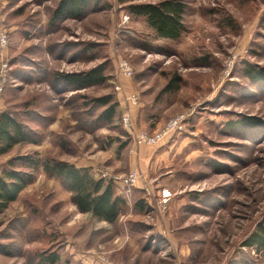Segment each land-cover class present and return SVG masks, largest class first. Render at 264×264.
<instances>
[{
	"label": "rangeland",
	"instance_id": "rangeland-1",
	"mask_svg": "<svg viewBox=\"0 0 264 264\" xmlns=\"http://www.w3.org/2000/svg\"><path fill=\"white\" fill-rule=\"evenodd\" d=\"M106 1L51 26L58 0H0L9 41L0 45V67L10 64L0 97L31 133L0 155V172L24 156L93 162L96 177L108 174L126 200L115 222L102 221L77 209L63 179L17 163L34 180L0 213V264H45L42 254L57 251L56 264H264V252L244 245L264 217V82L245 69L264 70V0H184L185 30L173 39ZM118 59L132 76L118 74ZM103 64L104 83L56 82L59 72ZM175 74L180 88L167 91ZM117 83L138 95L130 107L137 132L150 136L179 116L180 126L158 143L138 144L121 122L128 106ZM107 94L117 114L96 128L104 107L95 100ZM137 104L143 119L132 115ZM251 116L261 124L245 122ZM133 169L142 177L126 196L112 176Z\"/></svg>",
	"mask_w": 264,
	"mask_h": 264
},
{
	"label": "trees",
	"instance_id": "trees-1",
	"mask_svg": "<svg viewBox=\"0 0 264 264\" xmlns=\"http://www.w3.org/2000/svg\"><path fill=\"white\" fill-rule=\"evenodd\" d=\"M117 2L127 5L130 12L135 15L145 16L159 37L178 38L185 30L184 13L187 4L184 0H160L158 2L117 0ZM92 7L93 9L108 7V2L106 0H58L51 13L50 25L56 26L60 21L68 18L81 19ZM93 47L95 46L90 45L88 48H84L83 53L85 54ZM91 57H96V53ZM245 69L251 79L264 82L263 69L252 65H247ZM107 79L104 64L83 72H59L56 75V82L62 81L76 89L101 84ZM181 80V75L175 74L167 84L166 90L177 91L180 88ZM95 101L104 108L96 115L91 125L101 128L105 124L112 123L117 114L118 102L108 94ZM245 122L257 126L262 121L251 116ZM30 134L27 124L16 114L7 109L0 113V155L7 153L17 144L31 141ZM17 163H22V166L33 165L35 170L42 165L47 173L63 179L69 191L72 192L73 202L77 209L82 213L91 212L102 221L115 222L126 205V200L118 195L114 183L110 180L97 178L89 167H78L67 160L61 161L53 158L41 162L34 157L24 156L18 161H9L8 168H4L0 172V213L11 202L17 201L20 193L34 180L33 174L25 171L24 168H17ZM136 206L144 208V201L140 200ZM256 229L245 240L244 245L256 247L259 252H264V217ZM59 259L58 251L41 256V260L45 264H56Z\"/></svg>",
	"mask_w": 264,
	"mask_h": 264
},
{
	"label": "built area",
	"instance_id": "built-area-1",
	"mask_svg": "<svg viewBox=\"0 0 264 264\" xmlns=\"http://www.w3.org/2000/svg\"><path fill=\"white\" fill-rule=\"evenodd\" d=\"M9 41H8V35L7 32L1 31L0 32V45H2V48L8 46ZM117 71L118 74H124L126 76H132L134 71L129 62H127L125 59H118L117 61ZM9 61L8 60H2V64L0 67V93H2L6 87V83L8 80V74H9ZM116 89L118 91H121L124 95V99L126 100V104L128 106V109L122 114L121 117V122L125 128H127L129 131L133 130V133H131L134 137L135 140L138 144L142 143H158L161 139H163V136L165 135L166 132L169 130L176 128L180 126L181 123V117H177L173 120H171L167 127L162 130L158 131L152 135L149 136L147 133L143 132H137L136 129L133 126L132 123V117H131V112H130V107L132 104H136L138 98V95L136 93H127L122 85L120 83L116 84ZM108 174L103 173L102 177L104 180H106L105 177H107ZM142 177V174L139 170H131L129 173L125 174L124 176H112L114 180H119L121 183L124 193L126 196H130L133 187L137 184V182L140 180ZM163 196L164 197H169L171 196V193L168 191V189L163 190Z\"/></svg>",
	"mask_w": 264,
	"mask_h": 264
},
{
	"label": "crops",
	"instance_id": "crops-1",
	"mask_svg": "<svg viewBox=\"0 0 264 264\" xmlns=\"http://www.w3.org/2000/svg\"><path fill=\"white\" fill-rule=\"evenodd\" d=\"M130 89L131 88L126 90L127 93H136V92L132 91L133 89L132 90H130ZM5 104L6 103H4V98L0 97V113L5 109ZM132 115L134 116L135 120H137V118H139V117L141 119H143L145 117V113L143 111L141 104L140 105L137 104V106L132 109ZM74 164H76V166H78V167H92L94 165L93 162H91V163L90 162H78V163L74 162ZM92 171H94V169H92Z\"/></svg>",
	"mask_w": 264,
	"mask_h": 264
}]
</instances>
